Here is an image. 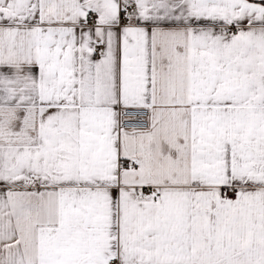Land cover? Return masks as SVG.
<instances>
[{
    "label": "snow or ice",
    "instance_id": "6c2138e0",
    "mask_svg": "<svg viewBox=\"0 0 264 264\" xmlns=\"http://www.w3.org/2000/svg\"><path fill=\"white\" fill-rule=\"evenodd\" d=\"M0 264H264V0H0Z\"/></svg>",
    "mask_w": 264,
    "mask_h": 264
}]
</instances>
